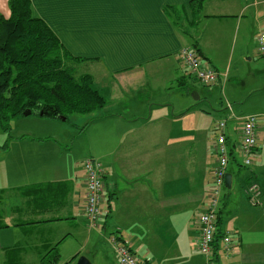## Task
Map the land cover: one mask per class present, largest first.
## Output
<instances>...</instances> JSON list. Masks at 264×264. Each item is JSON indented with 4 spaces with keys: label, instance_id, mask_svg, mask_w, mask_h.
I'll list each match as a JSON object with an SVG mask.
<instances>
[{
    "label": "crops",
    "instance_id": "obj_1",
    "mask_svg": "<svg viewBox=\"0 0 264 264\" xmlns=\"http://www.w3.org/2000/svg\"><path fill=\"white\" fill-rule=\"evenodd\" d=\"M190 1L30 0L32 14L70 54L100 70L93 79L107 111L78 138L94 134L84 152L105 170L104 199L99 224L89 226L81 148H66L50 135L10 136L0 151V217L5 204L10 222L0 228L14 236L0 243L2 264H43L54 251L55 264H74L80 256L90 264H117L114 236L145 264H264V102L246 108L225 101L218 108L220 119H227L231 184L222 189L219 237L206 256L198 249V219L209 200L216 123L210 130L202 104L175 103L168 94L175 86L183 98L195 81L219 86L226 95L234 75L241 79L239 60L257 52L264 0H204L196 14ZM8 2L0 0L5 17ZM185 47H194L202 64L218 73L216 83L202 84L181 64ZM248 114L258 115L257 143L251 165L244 166L235 146L241 124L236 117ZM251 182L261 188L259 204L247 195Z\"/></svg>",
    "mask_w": 264,
    "mask_h": 264
},
{
    "label": "trees",
    "instance_id": "obj_2",
    "mask_svg": "<svg viewBox=\"0 0 264 264\" xmlns=\"http://www.w3.org/2000/svg\"><path fill=\"white\" fill-rule=\"evenodd\" d=\"M203 1H190L195 14ZM8 9V16L0 14V129L8 133L9 121L26 110L67 120L72 114L104 108L106 97L92 75L75 74L76 66L87 59L74 57L65 49L49 26L32 14L30 0H9ZM9 138L0 151L8 148ZM217 237L218 230L212 246ZM57 256L55 251L46 254L42 263L55 264Z\"/></svg>",
    "mask_w": 264,
    "mask_h": 264
},
{
    "label": "built area",
    "instance_id": "obj_3",
    "mask_svg": "<svg viewBox=\"0 0 264 264\" xmlns=\"http://www.w3.org/2000/svg\"><path fill=\"white\" fill-rule=\"evenodd\" d=\"M257 53L264 56V32H260L256 39ZM179 59L181 64L204 85L216 83L218 73L210 67L204 66L196 50L185 47L180 50ZM231 112V106L226 107ZM257 114H248L236 117L241 122L238 128V140L235 144L236 151L242 157L244 166L251 165L252 149L257 139ZM232 117V116H231ZM234 117V116H233ZM229 118V117H228ZM235 118V117H234ZM227 119H220L216 124L215 135V166L212 172L211 188L206 209L199 216V238L198 249L203 255L212 253V243L217 231V217L219 204L224 188V176L227 173V166L232 156V149L227 142ZM84 184H85V206L83 215L88 225L96 227L99 224V215L103 203L105 188V170L101 164L91 157L83 162ZM247 195L252 204H259L261 201V188L257 182H251L246 188ZM114 245L117 256V264H145L138 258L130 248L120 242L115 236L110 238ZM229 236L222 237L224 247L228 249Z\"/></svg>",
    "mask_w": 264,
    "mask_h": 264
},
{
    "label": "rangeland",
    "instance_id": "obj_4",
    "mask_svg": "<svg viewBox=\"0 0 264 264\" xmlns=\"http://www.w3.org/2000/svg\"><path fill=\"white\" fill-rule=\"evenodd\" d=\"M247 56L245 57V60H243V62H241V59L239 60L240 65L238 63V75L241 79L239 81H236L237 78L236 75H234L235 77L228 82L226 87V95H230L231 93L233 98H235L234 101L232 99H229L228 96L226 97V95H224L225 91L221 87L201 86L195 81H189V84L187 86L188 89L183 92V98L179 96L180 91L175 90V86L171 88V91H168L169 99H173L175 103H181L182 105L183 103H185V101H187V99L190 101V104H195V106L198 104H202L204 110L202 111L205 112V125L209 126L210 130L213 127V124H217L218 120L223 116L222 113L219 114L218 108L222 103H224L225 105V101L230 102L233 105L238 104V106H240L241 104H245L246 108L258 106L260 103L264 102V91H262L264 90V56H260L257 52L250 55V60L247 59ZM235 59L236 58L233 59V62ZM232 67H234L233 64ZM92 69V66L87 68L86 62H80L76 66L75 74L79 75L82 73H88L94 78L96 76L94 74L95 72L97 73V77H99L100 70ZM233 72L234 68L231 69V74ZM199 89L210 90V92L212 93H206L208 95H205L204 97L205 93L203 94L200 92L199 94H197V91H199ZM197 95L200 96V99H194ZM113 108L118 109L119 105H115L113 106ZM104 109L105 108L96 110L89 114H72L68 117L67 120L41 116L36 113L14 117L9 121L10 128L8 133L0 129V144L6 141L8 136L15 137L22 134H27L29 136L50 135L60 141H64L68 146L66 148H70L73 143H75L76 145L74 146V149L80 151L81 148L83 152H81L83 156V163V161L90 158V155H87L84 150L86 144H88V141H90V138H92L94 134H91L92 131L90 130V132H88L89 138H87L88 136L86 135L78 138L79 132H81V128L86 125L94 116L104 114L107 111ZM191 119L192 117H189L185 120H187L190 124ZM94 125L95 124L89 125L88 131L89 128ZM211 137H214L213 143L215 147V133L213 135L211 133ZM92 159L98 161V159L96 158ZM6 209V205L3 204V208L1 209L3 213L0 217L1 224L10 222L7 215L4 214V211ZM13 233L14 232L12 230L0 228V243L2 244V246H4L6 238L10 236V234L14 236ZM0 264H2L1 261Z\"/></svg>",
    "mask_w": 264,
    "mask_h": 264
},
{
    "label": "water",
    "instance_id": "obj_5",
    "mask_svg": "<svg viewBox=\"0 0 264 264\" xmlns=\"http://www.w3.org/2000/svg\"><path fill=\"white\" fill-rule=\"evenodd\" d=\"M31 114L30 110H26L23 112V115H29ZM61 120H65V118H60ZM231 184V174L230 173H225L224 176V185L225 187L229 188ZM74 264H90V261L87 257L85 256H80L77 261Z\"/></svg>",
    "mask_w": 264,
    "mask_h": 264
}]
</instances>
